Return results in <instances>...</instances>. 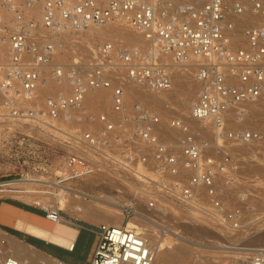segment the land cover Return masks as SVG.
<instances>
[{
  "label": "built area",
  "instance_id": "built-area-1",
  "mask_svg": "<svg viewBox=\"0 0 264 264\" xmlns=\"http://www.w3.org/2000/svg\"><path fill=\"white\" fill-rule=\"evenodd\" d=\"M38 5L40 18L29 13ZM0 7L13 14L12 24L0 20V36L8 46L0 70L5 118L0 128L9 135L10 123L44 130L50 119L73 124L80 115L103 125L102 135L90 130L73 135L55 183L83 180L106 160L117 161L114 172L133 174L143 184L141 198L157 219L170 215V207L181 210L189 223L219 234L224 241L219 250L227 257L223 264H264V246L249 243L264 229V176L246 173L236 153L242 145L264 150V129L232 126L236 118L245 122L249 109L244 106L264 102V0H0ZM119 20L150 49L105 41L83 62L54 66L56 80L68 82L70 93L59 92L38 105V87L53 65L57 33ZM164 55L194 71L199 88L190 118L198 125L180 117L165 119L139 103L125 111L124 79L113 74L125 73L148 91L166 92L173 86V68ZM96 88L111 89L113 111L122 119L88 112L84 98ZM166 127L178 132L177 145L169 141ZM115 144L124 145L121 157L110 149ZM140 166L153 168L155 177L143 175ZM14 181L0 180V194L12 193L5 190ZM136 210L137 203L130 201L124 213L130 218ZM44 211L53 223L64 220L57 206ZM94 228L90 264H154L148 238L135 228L105 223ZM0 243L2 255L7 239ZM2 264L24 263L6 253Z\"/></svg>",
  "mask_w": 264,
  "mask_h": 264
},
{
  "label": "rangeland",
  "instance_id": "rangeland-1",
  "mask_svg": "<svg viewBox=\"0 0 264 264\" xmlns=\"http://www.w3.org/2000/svg\"><path fill=\"white\" fill-rule=\"evenodd\" d=\"M33 14H36L35 16L40 18L39 13L38 14L33 13ZM12 19H13V14L0 7L1 22L6 23V22H9L10 20V23L12 24ZM119 23L120 25H123L124 22L115 21L109 25L117 26L119 25ZM128 28L132 29L129 26ZM100 29L102 30L104 29V31H106L108 29V25L107 26L106 25L105 26H91L90 28L82 32L72 31V32H63L60 34L57 33L58 46L56 48V51H55V54L52 60L53 65H51L48 68V72H47L45 82H44V84L46 82H48V84H46L45 86L43 84L42 86L38 88V95H39L37 98L38 105L42 106L44 100L47 97L55 96L59 92L70 93V87H69L68 82L63 86L62 85L63 81L59 83L56 80V77L53 73L54 66L61 65L67 68L71 64L76 62L77 60L83 62L87 60L88 57H90L92 49H94L95 47H97L98 45H100L101 43L105 41H111L116 44L122 43V44L129 45L127 38H121L115 35L104 37L103 35L101 36L99 34V35H96V37H94V33H96L97 31L102 32V30ZM0 35H4V33L2 32L0 33ZM0 44L7 46L6 40H4L3 37L1 36H0ZM1 51L2 50H0V70H1V63L3 64L8 57L7 53H6L7 55L6 56L5 53ZM164 56H163L164 60L172 64L173 72H175L177 68L186 69L185 73L189 74L188 76H186V78H184V82L186 84L193 86L194 84L197 83L195 92H194V100H195L197 97V93H198L197 89L199 88V84L195 80L193 69L187 66L173 64L171 56L169 55H166L165 57ZM0 76H1V71H0ZM113 76L115 78H120V79L123 78L124 80L127 79V77L125 76V73L113 74ZM123 82L124 81H122V83ZM106 91L109 93L111 97V94H112L111 89L109 88ZM178 91L180 93H183V90L180 89V87ZM159 93H166V95L169 96L170 98L175 94V92L172 90L168 93L167 92H159ZM86 99H87V102L89 103L84 104V107L88 110V112H91L95 115H99V114H106L108 116L111 115L112 110H113V104L111 103V105L108 107H106V105L105 107L102 106L98 100V97L96 99V94L93 90H89L86 93ZM175 100L176 102L179 101L177 99ZM138 101H140L139 104L158 113L160 116H162L165 119L168 117V115L174 116V117L183 115L187 117V115L189 114V112L183 113V112H179L177 108H171V110H169L170 112H168L167 115H163L162 110H165V108L160 107L159 109L157 106L153 107L152 105H149L146 101H144L142 98L133 99L130 101V104H132V107H133V105L138 103ZM2 104H3V96L0 92V126H1V122L5 120L4 116H2L4 113ZM132 107L130 109H132ZM255 109L256 108H254V110ZM250 111H249L248 117L245 119V123L240 122L242 120L240 118H236V120L233 118L234 121L232 122V126L233 127L242 126V127H247V128L250 127V128H256V129H264V106L259 109H256L255 110L256 112L253 111L252 109H250ZM260 111L262 113H260ZM120 118L121 117L115 120H118ZM248 119H250V121ZM78 120L80 121L74 122L72 124V123L65 122L61 118L60 119H50V123L46 127L43 128L44 130H40V129L36 130L34 127L29 126V125H25L21 128H18L17 126L19 125H14L13 123H10V128H11L10 135L8 133V129L5 128L2 130L0 128L1 130L0 131V180L5 179V178H10L12 180H18L22 178L23 179L36 178V179H45L50 182H56L57 180L56 175L64 169L67 153L71 150L70 143H72L73 135L78 137L85 130L91 131V128L93 127L92 124L99 128L98 129L99 131L97 132L99 135H102L104 132L103 125L100 122L94 123L91 121H87L88 119L84 115H80ZM132 128H133L132 125L128 126V130L131 131ZM14 129L15 131H13ZM49 129L51 131H49ZM164 129H166V132L169 130L168 131L169 135L167 132L169 141H172L176 144V139L179 136L178 132L172 131L171 129L167 127ZM173 138H175V141ZM132 144L135 145V141L134 143L132 142ZM123 146L124 145L115 144L110 149L114 155L121 157V155L123 154V151L125 150ZM242 146H244L243 148L245 149L240 150V151L236 149V153L239 154L238 158H239L241 167L246 171V173L253 172V173H258L264 176V150L261 149L262 146H255V147L254 146L248 147L245 145H242ZM241 153L244 155H242ZM118 157L115 156V158L119 159ZM106 161H108L109 163L105 164L104 167L100 168V170L93 173V175L91 174L87 176L86 178H84L83 180H78L75 182L67 183V185L80 187L85 190L87 189L86 191H88L90 195L91 194L92 195H95V194L114 195L118 198V200L122 201V204H125V206L130 201L137 203L136 211L143 213V216L145 217L153 218L152 220H155L158 224L157 225L156 223L155 224L153 223L150 226H146L144 228L143 231L145 232V234H147L148 238H149L148 233H150L154 235V239L157 242H160V243L162 242L165 244L168 241L178 243L179 242L177 239L178 236L172 233V232H178L179 235L187 236L197 243L198 247L194 249V253L192 254L193 262L191 264H198L199 262L200 264H203L204 261H210V260H212L213 262L212 264H223L224 263L227 257H224V253L221 250H219V247H218L219 246L218 244L224 243V241L219 238V234L217 232L205 229L196 224L189 223V221L186 219L183 222H179L177 225L174 224L172 222L173 220L176 221L180 216H183V215L185 217L187 216L183 212H181V210H178L176 208H171V207L169 208L170 215L166 216L167 219L166 217L157 219V217H155V215L151 213V211L146 209L145 202L143 199H141V196L143 195L142 188H140L138 184H134V186L131 187L129 185H133L132 182H125L121 180V178L120 180H118L117 178H119L118 177L119 175L114 172V169H118V166H116L117 161L115 162L114 160L113 161L106 160ZM152 169L153 168H151V170ZM109 174L113 177L111 178ZM114 177L115 179H113ZM124 177H126V175ZM108 180H111V182L109 183ZM106 181L107 183H105ZM115 181L116 183L114 184L113 182ZM101 182H103V184ZM123 184L124 186H122ZM113 186H116V187L114 188ZM129 187L131 188L136 187V190L135 189L126 190ZM25 188L27 189L29 188L28 190H30L31 192L29 191L27 193L5 192V193L0 194V200L19 199L23 202L31 203L33 204V206L40 208L42 210L46 206H57V207L60 206V204L53 199L54 195L52 194L53 191L55 193L60 192L59 188L55 189L46 184L45 185L44 184H41V185L27 184L23 188L24 190H27ZM127 191L130 193L132 191V193L129 194L127 193ZM122 195L124 197L121 200ZM136 196L138 197L137 199H135ZM34 198L36 201L41 202V204L39 205L34 202L28 201V200L32 201L34 200ZM89 200H91V198H89ZM61 211L63 214L67 213L64 210H61ZM132 217H135V214ZM169 217L172 219V221L171 219H168ZM72 218L75 223H86V224H92V225H95V224L99 225V224L105 223V218H100L99 221L95 224L89 223V222L87 223L84 220L80 219L78 216H72ZM130 218L126 217L124 213V219H122L121 224L123 223V225H125ZM36 220L38 222L49 224V225L55 224L51 222L49 219H47L45 216L44 218H39ZM163 225L165 228L168 229L167 233L169 234H165L161 231L162 230L161 226ZM3 230L5 229L0 226V240L1 238L4 237ZM171 237H175V238H171ZM249 243H252L253 245L264 246V238L259 239L257 237L251 240ZM0 247H2L1 243H0ZM7 247L8 245L6 246V248ZM215 258H217L219 262H216ZM162 263L166 264V262H162ZM176 263H180V262H175L173 264H176ZM210 264H211V261H210Z\"/></svg>",
  "mask_w": 264,
  "mask_h": 264
},
{
  "label": "bare ground",
  "instance_id": "bare-ground-1",
  "mask_svg": "<svg viewBox=\"0 0 264 264\" xmlns=\"http://www.w3.org/2000/svg\"><path fill=\"white\" fill-rule=\"evenodd\" d=\"M29 13L31 15L33 13H37V14L39 13L40 14L39 17H41L42 8L40 5H38V6H36V8L30 10ZM33 15H36V14H33ZM120 21L121 20H119V22ZM111 23H109V24H111ZM243 23H248V19L243 20L241 22V24H243ZM109 24H107L108 29L106 31H104V29L103 30L100 29V30H102V32L97 31L96 33H94V37H96V35H99V34L101 36L103 35L104 37L110 36V35H115L117 37L127 38L129 45L131 47L138 48L142 51H146V50L150 49L148 42H146V40L143 37H142L143 38L142 39L141 35L138 32L136 33V31H134V29H129L128 25L125 22L123 23V25H120V23H119V25H117V26L116 25H109ZM93 26H95V25H93ZM0 50H2L1 52H4L6 55L7 50H8V46H4V45L0 44ZM187 67L191 68V66H187ZM185 70L186 69H183V68H181V69L177 68L175 70V72H173L172 89L166 91L167 93L170 92L171 90L175 92V94L171 97L172 99L169 96H167L166 93H157V92L148 91L145 88H143L142 86H139L136 83H134L133 81L129 80L128 78L125 79L123 83L121 82L123 84L124 90H125V111H127L128 108L130 109L132 107V104H130L131 100L142 98L144 101H146L149 105H152L153 107L157 106L159 109H160V107L165 108V110H162L163 115H167L168 112H170L169 110H171V108H177V110L179 112H183V113L189 112L187 117L183 116V115H179L176 117L186 119L187 121H189L193 125H198V122H196L195 120L190 118V111H191L190 109H191V107L195 101L194 100V92H195V88H196L197 83L194 84L193 86H190L184 82V78H186V76L189 75L188 73H185ZM44 82H45V80L42 81L40 86H42L44 84ZM66 83H67L66 81H63L62 85L64 86ZM115 83H120V82L115 79ZM46 84H48V82H46L44 84V86ZM179 87H180V89L183 90V93H180L178 91ZM103 90H105V91H103ZM106 90L107 89H105V88L93 89V91L96 94V99L98 97L100 104L104 107H105V105H106V107H108L112 103V96L110 97L109 93ZM197 91H198V89H197ZM175 99H177L179 101L176 102ZM139 102L140 101H138V103ZM88 103L89 102H87L86 95H85L84 104H88ZM263 106H264V102L255 101V102L248 103L244 107L248 108L249 111H250V109L255 111L256 109H259ZM254 108H256V109L254 110ZM257 113H258V111H257ZM260 113H262V112L260 111ZM234 114L235 113L233 112V115ZM110 117L114 120L119 118V117H121V119H122V115L120 113L113 111V110H112ZM248 120L250 121V119H248ZM253 121H255V120H253ZM92 126L93 127L91 128V131H93L94 133H97L99 131L98 130L99 128L93 124H92ZM245 128H247V127H245ZM49 131H51V130L49 129ZM168 135H169V132H168ZM173 139L175 141V138H173ZM243 147L244 146H238V147H236V149L238 151H240V150L245 149ZM89 153L91 154L92 152L89 151ZM242 155H244V154H242ZM139 171H141V173L143 175H145L149 178L155 177L154 171L151 169H146L144 166H140ZM104 175H105V173H104ZM107 175H108V173H107ZM118 175H119L118 176L119 178H117L118 180H120V178H121V180H123L125 182H132L133 185H129L131 187L134 186V184H138V185L143 186L142 183H140L136 180V178L134 177L133 174L125 173V174H118ZM125 175H126V177H124ZM112 177L113 176H111V178ZM113 179H115V177ZM108 181H109V183L111 182V180H108ZM101 183L103 184V182H101ZM105 183H107V181ZM113 183L115 184L116 181ZM27 184H36V185L37 184H39V185H41V184L45 185L46 184L48 186H52V188H55V189L59 188L60 192H58V193H55L54 191L52 192V194L54 195L53 199L60 204L59 208L61 210L66 211L67 213H69L72 216H78L80 219L84 220L87 223L89 222V223L95 224L99 221L100 218H105V224L112 223L114 225L123 226V223L121 224V222H122V219H124L123 211L125 208V204H122V201L118 200V198L114 195H110V194H104V195L103 194L102 195H100V194L92 195L91 194L90 195L88 193V191H86L87 189L85 190V189H82L80 187L70 186L67 184L66 185H59L55 182H50V181H47L45 179H36V178H29V179H23L22 178V179L15 180L14 186L11 187V189H6L5 191H10L12 193H14V192L19 193L21 191H24L23 188ZM117 184H118V182H117ZM120 184H122V183H120ZM124 184L122 186H124ZM113 187L115 188L116 186H113ZM131 187H129L126 190H132V189L136 190V187H134V188H131ZM25 189H27V188H25ZM28 189L25 190V192L26 191L31 192ZM30 189H31V187H30ZM95 192H97V191H95ZM127 193L131 194L132 191H131V193L127 191ZM28 197H30V196H28ZM123 197L124 196L122 195L121 200ZM89 198H91V200H89ZM137 198L138 197L136 196L135 199H137ZM28 201L34 202V203L39 204V205L41 204V202L36 201L35 198L32 201L31 200H28ZM173 216H175V215H173ZM152 219L153 218H148V217L143 216V213H141V212H136L135 217L130 218L126 224L128 227L135 228L139 233L143 234L145 237L148 238L147 234H145V232L143 230L146 226H150L153 223L155 224V222ZM166 219H167V217H166ZM168 219H171V218L169 217ZM185 219L188 220L187 217H185L183 215V216H180L176 221H174V220L172 221V219H171V221L177 225L179 222H183ZM0 222L4 223V224L12 225L15 228L25 232V234L27 233V234L45 239V240L52 242V243H55L57 245L68 247V248L74 247L75 240L77 239V235H78V228H76L75 226L70 225L64 221L56 222L53 225H49V224L38 222L34 218H28V217L22 216V215L18 216L16 214H10V211L7 208H3L2 211L0 212ZM161 227H162L161 231L163 233L169 234V233H167V231H168L167 228H165L164 226H161ZM172 233L174 235L178 236L177 239L180 243L179 242L178 243L170 242V241H168L166 244L162 243V242L160 243L154 239L153 234L148 233L149 238H150V239L148 238L149 246L151 247V249L156 254V259H155L154 264H164L162 262H166V264H173L175 262H180L183 264H191L193 262L192 261V254L194 253V249L198 247L197 243L194 242L191 238H189L187 236L179 235L178 232H172ZM3 234H4V237H6V239L8 241V247L5 248V250H3L2 255H0V264H2L3 258H4L6 253L16 257L19 260H21L24 264H64V263H62V262H60V261H58L52 257H49L48 255H45L44 253L40 252L38 249H36V248H34L28 244L23 243L21 241H18L17 239L11 237L9 234H7L5 232H3ZM256 235H257L256 238L257 237L259 239L264 238V229L261 230L260 232H258ZM171 238H175V237H171ZM232 252L236 253L237 257H239V253L236 250L232 251ZM210 261L212 264L213 263L212 260H210ZM210 261H204V263L206 262L205 264H210ZM215 261L219 262V260L217 258H215ZM198 264H200V262Z\"/></svg>",
  "mask_w": 264,
  "mask_h": 264
},
{
  "label": "crops",
  "instance_id": "crops-1",
  "mask_svg": "<svg viewBox=\"0 0 264 264\" xmlns=\"http://www.w3.org/2000/svg\"><path fill=\"white\" fill-rule=\"evenodd\" d=\"M15 200V199H10ZM24 204H27L34 208V211L26 210L24 208H21L17 205H14L12 203H9L5 200H0V212L3 208H7L10 211V214H16V215H22L26 216L28 218H44L45 211L44 209L37 208L33 206L31 203L23 202L19 199L15 200ZM39 210L41 214H38L36 211ZM66 219V220H65ZM64 222L75 226L78 228V235L77 239L75 240V244L73 248H68L64 246L57 245L55 243L49 242L45 239L27 234L28 236L32 237V241L28 242L27 239L24 236L16 235L12 232H9L7 230H3L5 233L9 234L11 237L17 239L18 241H21L23 243H26L36 249H38L40 252L44 253L45 255H48L49 257H52L64 264H90V260L93 254L94 246L96 243V234L94 232L95 225L92 224H86V223H75L73 221V218L68 213L64 214ZM0 225L7 226L13 230H17L19 232H22L25 234V232L15 228L12 225L4 224L0 222ZM8 245V241H7Z\"/></svg>",
  "mask_w": 264,
  "mask_h": 264
},
{
  "label": "trees",
  "instance_id": "trees-1",
  "mask_svg": "<svg viewBox=\"0 0 264 264\" xmlns=\"http://www.w3.org/2000/svg\"><path fill=\"white\" fill-rule=\"evenodd\" d=\"M5 201H7V202H9V203H12V204H14V205H17V206H19V207H21V208H24V209H26V210L34 211V208L31 207V206H29V205H27V204H24V203H21V202L15 201V200H10V199L5 200ZM36 212H37L38 214H41V212H40L39 210H37ZM0 226L3 227L5 230H7V231H9V232H12V233H14V234H16V235L24 236V237L27 239L28 242H31V241H32V240H31L32 237H30V236H28V235H26V234H24V233H22V232H19V231H17V230H13V229H11V228H9V227H7V226H3V225H0Z\"/></svg>",
  "mask_w": 264,
  "mask_h": 264
}]
</instances>
